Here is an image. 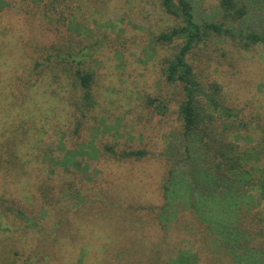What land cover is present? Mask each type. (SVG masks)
I'll return each mask as SVG.
<instances>
[{
    "label": "trees",
    "instance_id": "16d2710c",
    "mask_svg": "<svg viewBox=\"0 0 264 264\" xmlns=\"http://www.w3.org/2000/svg\"><path fill=\"white\" fill-rule=\"evenodd\" d=\"M46 1L24 0L19 3L21 14L26 13L27 18L33 14L30 17L35 24L30 29L27 21H21L29 29L22 28L21 35L14 32L23 40L17 39L15 47L7 42L11 35L7 36L0 28V59L5 58L6 51H14L13 55L10 54L12 64L19 63V56L21 60L27 58L24 66L28 77L23 85V79L14 77L10 68L2 93L7 101L0 103L5 112L0 116V177L4 181V177L11 174L0 190V264H62L78 249H81L80 264H264V167L250 162L248 153L240 151L237 141V137L250 138L253 124L264 135V114L254 108L256 102H247L251 113L246 112V103L241 102L240 97L236 102H229L225 84L211 74L213 64L206 61L213 57L214 43L220 40L225 51L219 58L235 71L239 69L240 61L245 60L246 52L260 45L264 47V0H259L260 4L258 0H219L218 17L221 19L218 21L196 20L192 0H161L165 13L175 17L179 24L160 34L157 41L163 46L181 41L175 56L166 63L164 76L168 84L182 87L183 100L179 109H174L165 104L159 94L147 98L140 122L147 123L148 133H144L141 142H151V147L135 149V139L123 143L122 149H117L115 144L104 145L102 151H97L96 167L100 179L91 180L92 183L99 182V186L93 187L87 186L82 174L69 172V169L66 177L59 175L55 182H48L39 176L35 177L36 181H29V172L19 174L13 167V162L17 164L26 150L17 148L16 139L27 134L36 117L39 130L45 136L51 138L55 133L62 142L77 139L78 146L86 151V148L95 146L91 142L85 144L80 136L83 124L96 119L95 109L99 105L107 104L110 108L116 103L109 92L114 83L113 72L107 70L104 73L99 69L96 74L86 68L83 58L89 47L79 45H84L82 42L87 41L88 33L80 34V29L70 27L74 23L68 24L62 18L68 11L65 7L68 1L52 0L48 8ZM243 22L251 26L242 29L239 24ZM4 25L0 23V26ZM32 30L36 31L32 33ZM102 83L106 84L101 90ZM44 95L46 97H42ZM7 122L9 126L4 129ZM3 124L6 125L1 127ZM10 125L12 132L9 131ZM18 125L25 126L21 133ZM173 128L181 131L191 153L205 162L201 181L213 192L209 197L203 193L199 197L196 193L191 194L190 187L183 186L179 172L165 156H161L159 164L144 168L135 163L145 159L148 150H154V154L159 145L164 146L159 150L169 149L172 143L169 132ZM260 143L264 144V137ZM261 152L264 154L263 148ZM36 168L33 165L32 169ZM131 178L133 182L143 179L151 188L155 185L150 194L155 205L161 206L159 201L166 204L160 210L157 208L159 217L156 214L153 218L154 228L149 227V234V228H142L144 239L137 238L136 242L128 244L126 233H130L127 220L130 215L124 217L126 214L121 210L118 211L121 222L110 213L100 223V228L108 225L110 229L115 224L124 225L128 231L119 245H110L115 233L101 235L95 228V232L85 234L91 227L82 223L75 241L77 232L70 238L64 230V236L57 238L58 244L62 243L58 245L59 252L49 255L44 250L47 239H42L44 233L36 229L37 222L29 218L25 210L35 208L41 200L52 204L53 210L67 209L71 204L80 205L86 201L87 192L94 194L89 195L94 202L100 197L99 190L105 196L116 195L122 199V190ZM8 185L10 189L6 188ZM31 200L34 202L28 205ZM15 204L20 207H14ZM75 214L85 218L81 213ZM53 219L56 224L53 220L52 235L62 224L61 218L58 220L55 214ZM23 220L31 223L24 230L20 224ZM140 228L134 231L137 235ZM190 237L196 239L197 251L192 248L177 250L172 244ZM69 240L73 242L64 245ZM81 243L85 244L79 246ZM188 252L193 256L190 257Z\"/></svg>",
    "mask_w": 264,
    "mask_h": 264
},
{
    "label": "rangeland",
    "instance_id": "374dc122",
    "mask_svg": "<svg viewBox=\"0 0 264 264\" xmlns=\"http://www.w3.org/2000/svg\"><path fill=\"white\" fill-rule=\"evenodd\" d=\"M22 1L24 0H0V23L2 25L5 24L4 27L0 26V28L4 30V33H7V36L11 35L7 42L13 44V47H15L17 39L23 42L20 37L22 28H28L29 25L30 29H32L35 24V22H32L33 17H30L33 14L28 16V18L30 17L29 20L26 13L21 14L22 7L19 3ZM41 1L36 0L37 3ZM50 1L52 0L45 2L46 8H48ZM67 1L68 5L65 7H67L68 11L65 12L62 18L68 24L74 23L70 27L80 29V34L86 35L85 33H88L87 36L89 38L87 41L82 42L84 45H79L80 47L86 45L89 47L88 52L85 54L87 58L85 59L84 56L83 62H85L87 69L96 74L99 69L103 70L104 73L107 70L113 72L112 77L114 83L109 88V92L114 96L116 103L111 105L110 108L107 104L105 106L99 105L95 109L97 110L96 119L88 120L83 124L84 129H82L83 127L81 128L80 136L86 141L85 144L91 142L95 146L86 148V151L82 146H78L80 142H76L78 141L77 139L69 138L62 142V139L56 137L55 133H53L54 135L51 138L45 136L39 130L40 125L37 123L38 119L35 116V122L33 120L31 121L33 122V126L29 125L27 134L18 136V139H16L18 143L17 148L20 149L21 147L26 150L17 164L13 162V167L17 168L16 172L19 174L29 172L31 174L29 181H36L35 177L39 176L43 178V181L46 180L48 182H55V177L59 175L66 177L69 169V172L75 171L82 174L84 179H86L87 186L93 187L94 185L99 186V182L92 183L91 180L94 178L97 180L100 179L101 174L97 172L96 167L99 157L97 151H102L104 145L115 144L117 149H122L124 148L123 143H131L135 139L133 143L135 149H139V147H151V142H141L144 133H148L147 123L140 122V117L143 116L142 113L144 111L142 106L147 98H153L159 94L163 97L162 99H164L165 104L168 103L170 107L179 109L181 101L183 100V89L180 85L168 84L164 76V70L167 61L175 56L181 45V41H175V43L169 46H163L157 41L160 34L169 31L178 25L179 22L175 17L165 13L161 0ZM192 2L195 6L194 14L196 20L209 21L213 19L218 21L221 19V17H218L220 16L219 0H192ZM257 3L260 4L261 2L258 0ZM22 20L27 21L26 24L28 25H25L24 22L21 23ZM250 26L251 24L248 22L239 24V27L242 29L249 28ZM35 31L32 30V33ZM14 32L20 35L17 37ZM220 41L214 43L215 51L211 54L213 57L206 60L213 64L210 67L211 74L214 77L218 76L222 80L221 82L225 84L226 90L229 92L227 97L229 102H236V98L240 97L243 100L241 102L246 103L247 111H245L247 113H251L247 102H256L254 108L259 109L263 115L264 47L260 45L246 52L245 60L242 58L244 60L243 63L240 61L238 64L239 69L235 71V68H231L225 60L222 61L220 59L222 52L225 51L222 49V42ZM229 47L233 48L231 44H229ZM10 54L13 55L14 51H6L5 58L0 59V103L7 101V98H4L2 93L5 92L3 91V85L6 83L7 73L10 68L15 74L14 77L20 76L23 79V85L28 80V77L25 76L27 69L24 66L27 58L21 60L19 56V63L15 65L17 61L15 64H12ZM205 59L206 56L204 57ZM82 66L84 67V65ZM101 78L98 81L99 84L102 80ZM105 84H101V90ZM5 97L7 96L5 95ZM42 97L46 96L44 95ZM4 114L5 112L0 104V116H4ZM77 119L80 118L78 117ZM73 121L76 122V119H73ZM6 124H3L1 127L6 125L4 129H7L9 122ZM159 127L161 126L159 125ZM251 127L252 132L250 133V138L237 137L240 151L248 153L249 156L247 157L250 162L264 167V154L261 152L262 148L264 149V144L260 143L264 135L255 129L257 127L256 124H253ZM18 128V131L21 133L25 126L20 127L18 125ZM9 131H13L12 125H10ZM180 134L182 135L180 130L173 128L169 132V136L172 139L169 149L159 150L164 147L159 145L156 147L154 154V150L146 149L149 151V155L142 161H135V163L140 168H144L154 163L159 164V161L162 160L161 156H165V159L167 158L170 164H174L176 167L175 171L179 172V180L184 182L183 186L188 185L190 187L191 194L196 193V196L198 195L199 197L203 193V195L209 197L213 192L203 186L201 181V176L204 173L202 168L205 162L203 159L197 158L191 153ZM33 165L37 168L32 169ZM10 178L11 174L8 177H4V181L8 182ZM22 179L24 178L22 177ZM159 180L161 181L162 178L159 177ZM4 181L0 177V190L3 187ZM11 185L14 186L13 184ZM154 187L156 188L155 185ZM154 187L151 188L143 179L133 182V178H131L129 182H126L122 190L123 200L116 197V195L110 196L107 194L105 196L99 190L100 197L96 200L94 199V202L89 197L91 192H87L85 197L86 201L80 205L71 204L72 206L67 209L63 208L62 210L56 211L53 210L52 204L41 200L35 208L25 210V213L29 218H33L37 222L36 229L44 233L45 236L43 235L42 239L44 237L47 239L44 250L49 255H52L53 252H59L58 245L61 246L62 243L58 244L57 238L65 234L64 230L68 232L70 238H72V234L75 235L77 232L74 238L75 241L80 233L79 230H82V223H85L87 227H91L90 231L88 230L85 234L95 232V228H98V232L101 235L104 233H115L116 239H114L115 237L111 239L110 245H119L121 239L124 238L125 231H128L125 230L124 225L115 224L110 229L108 225L100 228V223L104 219L103 217H108L110 213H113L114 218H117L116 220L118 222V216L121 210H124L126 214L123 215L124 217L130 215L127 219L129 220L130 233H126L128 234L126 237L129 238L128 244H132L137 241V238L144 239L142 228L152 227L153 218L156 217V214L159 217L160 212L157 208L160 210L162 205H166L162 201H159L161 206L155 205L154 200L151 198L152 195H150L154 191ZM6 188L10 189L9 185ZM33 202L34 200H31L28 202V205H31ZM13 206L16 208L20 207L18 204ZM169 208L171 209L172 207L170 206ZM75 213H78V215L81 213L85 218L81 215L76 216ZM54 214L58 220L61 218L62 224L55 231V234L52 235L53 225L56 224V220L53 219ZM74 217H77V219H73ZM84 220L85 222H83ZM133 222H137V224H133ZM20 224L21 229L24 230L31 223L23 220ZM31 227L33 228V226ZM138 227H141L139 229L141 231L139 235L134 232ZM149 231L150 228L147 231L148 234ZM35 233L38 232L35 231ZM40 238L37 239V244H39ZM195 240L194 237H190L188 240L182 239L172 244L177 246V250L192 248L197 251ZM70 242H73V240H69L64 245L70 244ZM82 244L85 243L78 245L80 246ZM74 245L76 246L77 244L74 243ZM39 251H41V248ZM80 251L81 249H78L72 258H68L62 264H80ZM187 254L190 257L192 255L190 252Z\"/></svg>",
    "mask_w": 264,
    "mask_h": 264
}]
</instances>
